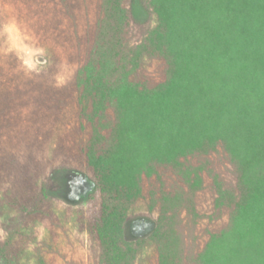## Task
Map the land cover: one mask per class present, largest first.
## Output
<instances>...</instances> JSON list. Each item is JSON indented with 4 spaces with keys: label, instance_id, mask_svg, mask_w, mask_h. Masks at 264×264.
Masks as SVG:
<instances>
[{
    "label": "trees",
    "instance_id": "16d2710c",
    "mask_svg": "<svg viewBox=\"0 0 264 264\" xmlns=\"http://www.w3.org/2000/svg\"><path fill=\"white\" fill-rule=\"evenodd\" d=\"M12 1L0 26L21 19L44 61L17 76L14 53H0V238L52 208L92 228L100 264H136L146 242L153 264H264V0H141L145 22L133 0H100L94 33L74 34L64 16L72 6L86 22L87 0L14 14ZM56 169L83 171L94 192L62 204ZM145 210L156 228L127 240Z\"/></svg>",
    "mask_w": 264,
    "mask_h": 264
},
{
    "label": "rangeland",
    "instance_id": "374dc122",
    "mask_svg": "<svg viewBox=\"0 0 264 264\" xmlns=\"http://www.w3.org/2000/svg\"><path fill=\"white\" fill-rule=\"evenodd\" d=\"M31 1L13 0L12 3L14 5L12 4L9 11L14 14V12L19 10V2H21L28 9L25 12L33 13V9L29 10L32 7ZM87 2L89 3V8L86 7L87 10L85 11L86 22L82 16H77L73 20V15L76 12L70 6L68 10L70 19L64 16V23H66V26L64 25V32L69 31L71 34H74L77 28L83 27V24H85L88 28L87 31L91 30L94 33L99 16L100 0H87ZM0 5H2L1 0ZM133 11L136 18L142 22H145L149 16L141 0H133ZM4 21V25L1 23L0 26L1 32H3L0 45L4 46L0 49V53L5 52L3 48L6 52L14 53L16 56L17 76L26 75L28 72L26 69L35 66L36 62L44 61V56L37 53L35 46L28 45L26 41L27 36L21 31V19L19 21L14 15H10ZM25 27L29 29V27ZM146 29L147 26L143 28V32ZM158 61L157 59L153 60L156 65L160 62ZM86 125L85 133L91 130L90 124ZM50 178L54 185L50 192L53 196L59 198L62 204H79L94 192L95 189L94 181L83 171L76 169H56L51 173ZM146 213L147 211L145 210V213L132 215V218L128 220L125 232L127 240L137 241L147 238L152 234L156 228V215L153 214V219ZM44 215L45 217L39 219L42 221L41 225L38 226L36 222H30L28 225L30 230L23 233V236L16 241L7 243L6 241H8L7 238L9 236L7 235L8 232L5 231L6 235H4L3 239L0 238L2 241L0 242V259H2V261L0 260V264H5L3 261L5 257L10 259V264L24 263L27 261L26 254L31 257V260H29L30 264H100L99 241L91 227L88 232L83 231L82 233H78L73 228L71 230L65 222L60 221L55 216L52 208L47 209ZM47 230L50 232H47ZM63 236L65 241L61 244ZM148 243H145L144 250H147ZM149 246L151 245H148V249ZM143 249L137 251L136 264H153L156 261L155 255L157 257L156 250L143 251ZM36 253L38 254V259L32 255Z\"/></svg>",
    "mask_w": 264,
    "mask_h": 264
}]
</instances>
